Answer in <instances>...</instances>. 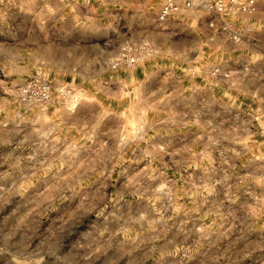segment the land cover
Segmentation results:
<instances>
[{"label":"rangeland","instance_id":"374dc122","mask_svg":"<svg viewBox=\"0 0 264 264\" xmlns=\"http://www.w3.org/2000/svg\"><path fill=\"white\" fill-rule=\"evenodd\" d=\"M158 6L0 0V264H264V46Z\"/></svg>","mask_w":264,"mask_h":264},{"label":"built area","instance_id":"2783aa9c","mask_svg":"<svg viewBox=\"0 0 264 264\" xmlns=\"http://www.w3.org/2000/svg\"><path fill=\"white\" fill-rule=\"evenodd\" d=\"M155 16L158 23L169 20H192L198 35L209 41L220 39L236 45L250 43L251 18L258 12V0H158ZM182 19V20H181ZM129 63L135 59L127 58ZM226 70V69H225ZM218 73L219 67H212ZM224 76L233 73L228 69Z\"/></svg>","mask_w":264,"mask_h":264},{"label":"crops","instance_id":"0c3cea01","mask_svg":"<svg viewBox=\"0 0 264 264\" xmlns=\"http://www.w3.org/2000/svg\"><path fill=\"white\" fill-rule=\"evenodd\" d=\"M251 20L253 21L252 25L250 26V33L249 37L251 38L250 43H244L240 44L239 46H236L238 48H244L247 49V52H254L259 50V45L264 46V43L260 41V36H264V15L260 10V6L258 4V12L256 15H254ZM242 49L241 51H243Z\"/></svg>","mask_w":264,"mask_h":264}]
</instances>
